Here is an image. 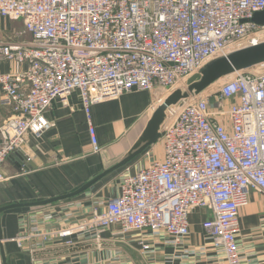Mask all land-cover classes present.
Listing matches in <instances>:
<instances>
[{
    "label": "built area",
    "instance_id": "2783aa9c",
    "mask_svg": "<svg viewBox=\"0 0 264 264\" xmlns=\"http://www.w3.org/2000/svg\"><path fill=\"white\" fill-rule=\"evenodd\" d=\"M262 10L264 0H0V16L21 20L30 35L0 46V62L28 65L0 72V105L10 111L0 124V183L27 134L54 126L46 113L55 100L69 105L79 92L99 152L93 104L146 90L155 109L214 58L264 42V25L252 21ZM118 179V192L82 218L27 230L18 244L95 232L99 240L102 229L114 226L123 237L164 232L183 242L192 214L203 209L210 214L202 228L214 248L224 251L226 264H240V210L252 191L264 194V71H237L216 91L193 96L139 165Z\"/></svg>",
    "mask_w": 264,
    "mask_h": 264
},
{
    "label": "crops",
    "instance_id": "0c3cea01",
    "mask_svg": "<svg viewBox=\"0 0 264 264\" xmlns=\"http://www.w3.org/2000/svg\"><path fill=\"white\" fill-rule=\"evenodd\" d=\"M29 38L21 20L0 16V46L3 42H22ZM27 67V63L0 62V72H21ZM251 71L263 72L264 65L255 66ZM154 101V93L138 90L93 104L91 120L101 147L99 152L93 151L79 92L71 94L69 105L60 100L53 102L46 117L54 126L39 136L27 134L24 142L32 154L29 156L19 147L3 166L2 264L4 259L7 264H226L224 251L214 248L202 228V221L210 214L203 209L192 214L191 235L183 242H175L164 232L123 237L116 226L102 229L99 240L96 232L52 239L45 244L27 240L20 246L16 240L27 230L74 222L101 200L118 192L120 174L129 166L137 167L142 154L73 198L41 204L76 191L118 163L144 130L155 110ZM9 114V109L0 105V124ZM239 224L240 264H264V194L250 193L248 204L240 210ZM69 239L73 242L69 243ZM140 239L149 245L147 250Z\"/></svg>",
    "mask_w": 264,
    "mask_h": 264
},
{
    "label": "water",
    "instance_id": "95a60500",
    "mask_svg": "<svg viewBox=\"0 0 264 264\" xmlns=\"http://www.w3.org/2000/svg\"><path fill=\"white\" fill-rule=\"evenodd\" d=\"M252 21L259 25H264V10L256 12L252 18ZM263 63L264 42L214 58L205 64L198 72L192 75L184 83V85L172 92L162 104L155 108L144 130L118 163L105 170L96 178L76 191L48 199L41 202V204L46 205L59 200L73 198L83 193L86 189L110 173L130 164L137 157L143 154L150 146L154 145L160 140L162 132L173 114L193 96L201 93L214 83L219 82L221 79H224L237 71L248 70ZM20 147L21 149L26 150L29 156L32 154L26 142H23ZM2 239L3 235L0 227V244ZM4 264H7L6 259H4Z\"/></svg>",
    "mask_w": 264,
    "mask_h": 264
},
{
    "label": "rangeland",
    "instance_id": "374dc122",
    "mask_svg": "<svg viewBox=\"0 0 264 264\" xmlns=\"http://www.w3.org/2000/svg\"><path fill=\"white\" fill-rule=\"evenodd\" d=\"M260 34L263 35V37H264V32H263V33H260ZM263 41H264V38H263ZM188 79H189V78H185L184 81L182 80V82H180L179 85H177V86L175 87V90H176V89H179V88L182 86V84L185 83ZM221 80H225V78H224V79H221ZM221 80H220V81H221ZM220 81L217 82V83H214V84H213L212 86H210L208 89H211V90H215V91H216V90L219 88ZM208 89H206V90H208ZM155 92H156V94H157L159 91H155ZM169 93H170V92H169ZM217 104H218V102H217V100L214 98V99H212V102H211L210 106L214 107V106H217ZM162 149H163V147H162V145H161L160 142H159V144L157 145V150H158L159 155H160V151H162ZM130 235H131V234H130ZM135 235H136V234H135Z\"/></svg>",
    "mask_w": 264,
    "mask_h": 264
},
{
    "label": "bare ground",
    "instance_id": "6f19581e",
    "mask_svg": "<svg viewBox=\"0 0 264 264\" xmlns=\"http://www.w3.org/2000/svg\"><path fill=\"white\" fill-rule=\"evenodd\" d=\"M235 73H236V72H235ZM221 81H222V80H221ZM221 81H220V82H221ZM182 85H184V83H183Z\"/></svg>",
    "mask_w": 264,
    "mask_h": 264
}]
</instances>
